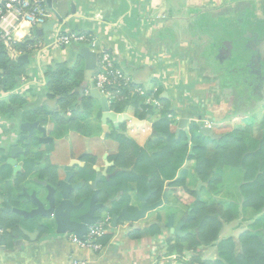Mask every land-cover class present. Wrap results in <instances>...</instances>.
Instances as JSON below:
<instances>
[{
    "label": "crops",
    "instance_id": "crops-1",
    "mask_svg": "<svg viewBox=\"0 0 264 264\" xmlns=\"http://www.w3.org/2000/svg\"><path fill=\"white\" fill-rule=\"evenodd\" d=\"M46 7L47 21H54L53 30L40 37L33 35L35 27L31 29V35L38 39L33 53L28 54L30 62L32 57L35 59V68L27 73L23 82L19 79L15 88L27 98V103L23 108L14 107L11 115L0 111V210L30 209L23 190L28 195L36 192L38 199L44 201L47 191L43 184L49 183L45 178L40 179L38 172L49 165L62 167L71 174V184L79 183L71 199L74 204L82 201V211L88 209L97 181L108 180L123 170H111L113 164L107 160L117 151V143L105 138L97 100L94 99L92 113L84 121L91 125L89 135L65 130L48 114L59 109L56 99L47 94L45 69L58 62L72 64L77 58L84 66L79 51L89 47L87 42L57 46L53 44V34L57 31L92 35L95 52L108 51L130 81L153 96L150 100L144 99L145 104L153 107L152 114L144 119L135 116L131 105L122 112L135 119L122 121L126 126L125 134L135 148L149 154L156 149L152 124L161 115L160 99L168 102V107L174 111L169 117L185 131L191 123L199 126L238 123L240 126L248 114L264 109V84L246 69L253 57L258 60L264 57V0H50L46 1ZM229 59L237 74L225 66ZM236 80L239 82L235 83ZM7 96L0 88V101ZM39 108L47 112V121L41 125L51 140L47 143L32 140L30 151L40 157L39 163L22 182L20 191H11L17 201L13 203L7 183L11 184L15 175L27 166L22 142L17 139L22 134L18 125L24 122L21 120L24 109L36 111ZM34 121L40 124L39 119ZM107 124L114 126L110 121ZM35 134L36 137L41 135ZM9 141L23 148L16 158L20 165L16 173L5 163L6 153L2 156ZM89 149L102 152L92 166H87L80 158ZM180 155L183 156V152L176 153L170 165L160 171L164 183L181 176L192 164ZM85 183L90 186L91 194L84 192ZM134 187V183H129L132 192L111 195L107 200L108 212L101 214L100 220L107 219L111 237L104 244L99 242L100 249L95 251L72 243L69 237L74 235L72 233L57 234L52 218L21 216L17 230L7 229L6 233L0 230V236H4L0 264H69L73 259L86 260L88 264H192L191 251L169 254L166 249V241L173 235L168 219L172 217L176 225L186 206L177 202L166 189L167 203L136 221H128L121 211L132 213L134 207L140 206L139 197L145 196L135 194ZM234 221L224 225L220 238L237 236L241 229H234ZM152 226L158 232L151 233ZM135 229L140 235L130 238L129 232ZM225 231L228 236L223 234ZM199 255L202 259H220L226 263L215 245L202 248Z\"/></svg>",
    "mask_w": 264,
    "mask_h": 264
},
{
    "label": "trees",
    "instance_id": "trees-1",
    "mask_svg": "<svg viewBox=\"0 0 264 264\" xmlns=\"http://www.w3.org/2000/svg\"><path fill=\"white\" fill-rule=\"evenodd\" d=\"M37 45L38 39L31 35L16 43L15 47L30 55ZM228 61L233 63L231 59ZM257 62L263 72L264 59L261 58ZM249 64L248 67L252 68L251 61ZM27 65L10 58L0 44V88L8 95L6 100L0 101L1 112L11 115L14 107L23 108L27 103V98L15 89L20 76L27 75ZM44 75L47 94L56 99L59 109L58 112L48 114L65 130L89 135L91 125L84 121L92 113L94 99L88 94V85H83L84 66L80 63V58L72 64L58 62L48 66ZM138 86L141 87L130 82L125 87L111 89L115 98L110 102V110L120 114L131 105L139 119L152 114L153 107L144 102L148 92L144 95L129 94L131 89ZM160 101L163 105L161 115L152 124L153 143L156 149L151 154L134 147L125 134V123H119L117 128L112 125L108 127L105 138L117 143V151L110 154L107 160L113 164L111 170L116 168L123 170L108 180L97 181L98 201L105 203L111 195L132 192L128 188L129 183L135 184L133 189L135 194L148 193V204L159 201L167 189L175 200L186 206L184 212L186 219L182 229L187 231L186 234H173L167 239L166 249L169 254L191 251L192 264H264V240L249 228L242 229L235 237L220 238L225 224L239 219L242 214L252 218L264 211V128H259L254 133L249 123L243 127H232L229 123L214 124L210 127L218 137L212 139L201 134L199 132L201 126L195 123L188 126V131L180 128V125L169 117L174 115V111L168 107V102L164 99ZM46 114L47 112L40 108L36 111L24 109L21 120L32 122L39 119L41 124H45ZM35 135L21 143L24 148L22 155L27 161L26 169L18 172L11 184L7 183L13 203L17 201L14 195H11V191H20L22 182L39 163L40 157H35L30 151ZM178 152H183V156H180L186 157L192 164L181 176L164 183L160 171L170 165ZM101 153L97 149H89L80 158L87 166H92ZM2 156H6L4 150ZM225 167L236 168L241 172V181L237 186L239 196L235 200H230L222 188ZM38 177L45 178L51 185H57L58 180L64 177V172L57 165H49L39 170ZM199 183L200 187L197 189ZM83 190L86 194L92 192L87 183L84 184ZM202 193H207V198L197 199ZM105 211L108 212V209L101 208L99 212L104 214ZM20 220L21 215L18 213L0 210V225L4 233L7 229L17 230ZM150 231L155 233L158 229L152 226ZM139 235L140 231L136 229L129 232L130 238H138ZM110 237L111 231L105 227L103 234L96 241L104 244ZM213 245L226 263L220 259L200 257L202 248Z\"/></svg>",
    "mask_w": 264,
    "mask_h": 264
},
{
    "label": "water",
    "instance_id": "water-1",
    "mask_svg": "<svg viewBox=\"0 0 264 264\" xmlns=\"http://www.w3.org/2000/svg\"><path fill=\"white\" fill-rule=\"evenodd\" d=\"M46 1L48 3L50 0ZM57 18L60 19L59 17ZM53 26L54 21H45L43 23L37 24L33 29V35L41 37L43 33L51 32L53 30ZM230 46L231 45H228V47ZM222 51H227V49H222ZM79 53L84 60V85H88L89 96L92 99L98 101L101 109V121L104 132L108 131L107 121H110L114 126H117L118 123L122 122L124 119L135 120L130 118L125 113L118 114L110 110V104L108 103L107 98L95 87L92 81V75L98 61V53L91 50L89 47L80 48ZM262 58L264 59V57ZM16 61L20 64H29V55L27 53L19 55L16 58ZM233 65L234 63H231L232 68ZM18 130L20 133H22L17 137L19 142L25 141L27 137H33L35 135V132L41 133L40 137H36L38 143H47L51 140L50 137L46 136L45 128L42 127L38 121L20 122L18 125ZM199 132L203 135L211 137L212 139L218 137L217 134L213 133L211 127L207 125L201 126L199 128ZM187 136L189 137L188 132ZM6 144L7 149L5 153L7 155V158L5 160V163L12 167L13 173H16V171L20 170V165L17 163L16 158L17 155L23 152V148L20 147L17 142L12 143L9 141ZM189 152H192V145H190ZM70 175V173L64 172V177L58 180L57 185L53 186L50 184H43L47 191L44 197V201L38 199V197L36 196V192L33 191L30 195H28L23 190L22 192L25 197L24 200L30 204V209L14 208L13 211L20 214L25 219H33L35 217H41L43 219L52 218L56 226L55 232L57 234L72 233L74 234V236L82 239L87 231V227L91 224L96 223L101 218L100 215H94L96 209H98L99 207H107V203H104L103 205L95 204L97 190L94 189L89 201L88 210L85 212H81L80 209L82 203L75 205L73 204L71 199L72 191L76 189V185L70 183ZM199 187L200 183L198 184L197 189ZM166 194L167 192L164 191L162 193L161 199L152 204L147 203L148 193L145 196H140L139 207H134L132 213H128L125 209H123L121 211V214L128 221H136L137 219L143 217L147 212L156 209L163 203H167ZM199 198L200 195H198L197 199ZM185 219L186 215H183L178 223L176 225H173L172 217H169L168 226L170 228V232L175 235L186 234L187 231L182 229ZM3 240L4 236H0V245L4 243Z\"/></svg>",
    "mask_w": 264,
    "mask_h": 264
},
{
    "label": "built area",
    "instance_id": "built-area-1",
    "mask_svg": "<svg viewBox=\"0 0 264 264\" xmlns=\"http://www.w3.org/2000/svg\"><path fill=\"white\" fill-rule=\"evenodd\" d=\"M48 17L49 11L46 7V0H0V44L10 58L15 60L19 55L24 54L15 47V44L22 42L26 37H30L31 29L37 24L47 21ZM70 42H87L89 48L95 51V38L90 34L62 31L53 34V44L57 46H63ZM26 76L21 75L20 81L23 82ZM92 81L95 87L107 98L109 104L115 98L111 89L125 87L131 82L125 72L115 64L111 54L105 50L98 52V61L92 75ZM133 93L144 95L146 91L138 86L129 91V94ZM152 97V95L146 96L147 100L152 99ZM105 227H108L107 219H101L87 227L82 239L74 235L69 237L72 243L96 251L101 248V244L96 239L103 234ZM69 264H88V262L82 259H73Z\"/></svg>",
    "mask_w": 264,
    "mask_h": 264
},
{
    "label": "rangeland",
    "instance_id": "rangeland-1",
    "mask_svg": "<svg viewBox=\"0 0 264 264\" xmlns=\"http://www.w3.org/2000/svg\"><path fill=\"white\" fill-rule=\"evenodd\" d=\"M33 62H35V59L32 57L30 64L27 65L28 67L27 73H30V71L35 68V65L33 64ZM230 65L231 63L229 61L225 63V66H230ZM248 123L252 125L253 127L252 129L254 133L259 128H264V109L255 114L254 113L248 114L247 118L242 120L240 126L238 125V123H229V124L231 126L233 125L234 127H243ZM235 125H238V126H235ZM240 181H241V172L239 169L228 168V167H225L223 169L222 188L230 200H235V198L239 196L238 191H237V186L240 183ZM201 195H202L201 196L202 199H206L208 196L207 193H204V194L202 193ZM172 210L174 211V209ZM233 225L236 227L234 229L242 230L245 228H249L250 230L259 234L260 237L264 240V211L260 215L253 216L252 218H248L246 217L245 214H242V216L239 219H236L234 221ZM226 232L227 231H225L223 234H225ZM225 236H228V234H225Z\"/></svg>",
    "mask_w": 264,
    "mask_h": 264
},
{
    "label": "flooded vegetation",
    "instance_id": "flooded-vegetation-1",
    "mask_svg": "<svg viewBox=\"0 0 264 264\" xmlns=\"http://www.w3.org/2000/svg\"><path fill=\"white\" fill-rule=\"evenodd\" d=\"M221 59V58H220ZM258 58H252L251 59V63H252V68H246L247 69V71L248 72H251V73H253V74H256V76H258V81L259 82H261L262 84H264V71L262 72V69L260 68V66H258ZM250 65V64H249ZM231 70H233V71H235L231 66H228ZM235 76H237V75H235ZM235 83H238L239 81L238 80H236V81H234ZM40 125H41V123H40ZM42 126V125H41ZM43 127V126H42ZM41 136V135H40ZM28 138V137H27ZM79 183H73V185H76V188L77 187H79V185H78ZM51 185V184H50ZM54 186V185H53ZM76 190V189H75ZM72 195V194H71ZM107 202V201H106ZM105 202V203H106ZM80 203H82V201L80 202ZM74 204V203H73ZM79 204V203H78ZM95 204H97V205H103L104 203H101V202H99L98 201V198L96 197V201H95ZM75 205H77V204H75ZM82 205H83V203H82ZM101 208H103V207H101ZM100 207L98 208V209H96V211L94 212V215H100L101 216V213L99 212L100 211V209H101ZM88 210V209H87ZM86 210V211H87ZM80 211L81 212H85V211H82V206H81V209H80ZM79 211V212H80Z\"/></svg>",
    "mask_w": 264,
    "mask_h": 264
}]
</instances>
